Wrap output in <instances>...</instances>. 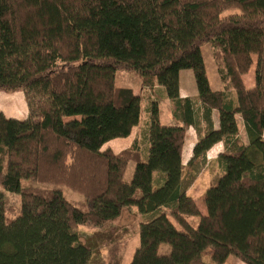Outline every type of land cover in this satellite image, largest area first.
<instances>
[{"label":"trees","instance_id":"1","mask_svg":"<svg viewBox=\"0 0 264 264\" xmlns=\"http://www.w3.org/2000/svg\"><path fill=\"white\" fill-rule=\"evenodd\" d=\"M205 43L222 91L205 80ZM182 70L194 72L197 97H180ZM118 71L137 74L149 89L161 86L176 125L163 126L151 103L140 126L141 99L115 85ZM0 92H22L28 109L24 120L0 112V188L20 199L8 219L0 192V264H89L77 227L112 225L129 207L140 235L130 264H205L204 255L213 264L229 256L264 264V0H0ZM135 127L130 147L102 150ZM188 128L197 142L184 166ZM218 143L222 174L207 188L201 216L186 193L199 171L186 184L184 171ZM128 162L135 169L125 183ZM60 187L82 195L87 209ZM186 217H198L197 226ZM163 244L170 246L164 256ZM111 247L107 264H121L119 243Z\"/></svg>","mask_w":264,"mask_h":264},{"label":"rangeland","instance_id":"2","mask_svg":"<svg viewBox=\"0 0 264 264\" xmlns=\"http://www.w3.org/2000/svg\"><path fill=\"white\" fill-rule=\"evenodd\" d=\"M238 13V11H228L226 14H234ZM213 50L212 47L208 43L202 44L200 47V54L203 59V65L205 69V80L209 86L211 91L215 89H222L224 85L222 81H220L218 70L216 68L215 61L213 59ZM253 57V65L249 68L248 74L243 77L246 81L245 85L246 88H250L249 84L252 83L251 86H254V72H255V62L256 57ZM182 83L189 86L191 83L193 90L197 91L196 82L194 80V72L190 70H182ZM115 85L118 87L122 86H133L135 89L141 88L139 84H137L140 80L137 74L135 73H127L125 71H118L115 73ZM190 75V76H189ZM130 85V86H129ZM190 85V86H191ZM7 96L11 97V103H6V109L10 112L15 113L16 116L22 117L26 112V102L24 98V94L22 92H15V93H5ZM158 95V94H157ZM155 94V96H157ZM142 108V107H141ZM170 115L169 111H165L164 107L161 105V109L159 110L158 118H160V122H166L167 117ZM141 122L143 123L146 120V114L144 108L141 109ZM240 138L246 143V137L244 131L242 130L240 133ZM141 142V149H145L146 143L144 142L143 137L140 139ZM147 154L143 153L142 160H146ZM216 154L215 152H211L206 156L204 161L196 162L195 168L191 170H185V180L184 184L188 183L187 179L190 177L189 174L192 173L193 169H197L199 173L192 184L189 185L187 189H189L190 194L189 196L195 200L197 204V208L199 209L200 215H206L205 209V192L207 188L214 186L218 178L221 176L220 170L218 168L216 161ZM198 163V164H197ZM126 171L123 176V180L126 183H130L132 180V175L135 169L134 162H128L126 165ZM195 171V170H194ZM31 181H22V187H29L32 186ZM63 196L69 202L73 203L77 208L87 209V204L83 196L79 195L78 193L68 190L65 187H60ZM0 192L3 194L4 201L6 203V218L14 219L19 212V204L20 199L19 196L16 194H12L6 192L0 188ZM139 192L136 193L135 198H138ZM139 214L136 211L135 207H129L124 210L122 217L116 221V223L105 225L104 228H93L89 225H79L77 227L78 230V237H80V243L85 245L89 248L92 252L91 261L89 264H107V254L110 250L111 245L113 243H119L120 245V252H121V264H130L132 261V256L135 250L139 247ZM170 221L176 226L177 229H180L178 224L169 217ZM187 221L191 224L192 227H196L198 221V217H186ZM170 252V246L167 244H163L158 249L159 255H166ZM205 264H213L211 258L207 255L203 256ZM223 264H242L238 258L235 256H229Z\"/></svg>","mask_w":264,"mask_h":264},{"label":"crops","instance_id":"3","mask_svg":"<svg viewBox=\"0 0 264 264\" xmlns=\"http://www.w3.org/2000/svg\"><path fill=\"white\" fill-rule=\"evenodd\" d=\"M190 76V75H189ZM179 95L182 98H195L198 96L197 91L193 90L195 86L192 87L191 83L188 85L182 83V73H179ZM141 86L140 90L139 89H135V87L133 86H123V87H128L130 89L133 90V93L136 96H139L141 99V107L144 108L145 114H146V120L143 123H140V126L145 127V125H147L148 122V116H149V106L151 103H157V107L158 110L161 109V105L164 107L165 111H169L170 115H168L167 117V121L166 122H160L163 126H174L176 125V122L174 120V118L172 117L171 114V106L170 103L165 95L164 89L161 86H155L153 89H149L148 87H144L141 84V81L139 80V82L137 83ZM191 85V86H190ZM252 83L249 84V86L251 87ZM224 88L222 89H215L214 91H222ZM248 89V88H247ZM155 94L157 96H155ZM11 97L7 96L5 94L0 93V112L6 117V118H11V119H16V120H24L26 119V117L28 116V109L26 106V112L24 114V116L22 117H18L15 115V113L10 112L8 109H6V103H11ZM197 108H200V106L198 105ZM212 123H213V128L216 130L218 129V116H217V111H212ZM241 122L240 119L237 118V126L239 127V138H240V133L243 130V126H241ZM189 130L187 131L186 135H185V142L184 145L182 147V157H181V164H183L184 166L187 164V161L192 157V149L195 145V143L197 142V133L195 131V129L192 128H188ZM138 128L135 127L134 129H132V133L129 137L124 138V139H114L113 141H110L108 143H106L103 147L102 150H106L109 149L112 151L113 154H117L119 152L124 151L125 149H127L128 147H130L132 145V141L135 139L136 137V133H137ZM101 150V151H102ZM215 152L216 157L223 153V145L222 143H218L217 145H215L213 148H211L210 150H208V152L206 153V156L208 154H210L211 152ZM206 159V158H205ZM190 189V188H189ZM189 189H187L186 193L187 195L190 194L191 191H189ZM195 201V200H194ZM196 204V203H195ZM197 205V204H196Z\"/></svg>","mask_w":264,"mask_h":264}]
</instances>
